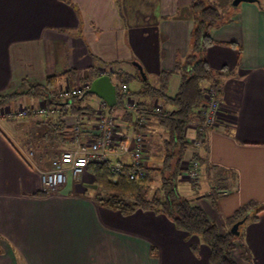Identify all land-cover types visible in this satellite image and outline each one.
Listing matches in <instances>:
<instances>
[{"label": "crops", "instance_id": "obj_1", "mask_svg": "<svg viewBox=\"0 0 264 264\" xmlns=\"http://www.w3.org/2000/svg\"><path fill=\"white\" fill-rule=\"evenodd\" d=\"M231 2L214 6L220 19L209 29L213 43L203 52L212 70L225 68L217 76L219 111L215 123L200 134L196 125L202 120L203 97L195 108L199 118L185 129L189 145L183 166L196 153L201 158L198 179L193 189L187 171L177 184L179 193L190 197L219 232L230 229L232 214L240 206H264V0ZM191 4L0 0V94L27 91L0 107V264H209L207 246L163 214L137 210L124 215L99 205L94 200L95 177L88 168L77 177L67 170L57 191L41 195V172L63 151L97 137L98 113L113 118L119 142L134 128L121 120L118 110L99 108L102 99L95 95L78 106L69 97L47 104L43 96L24 90L29 82L44 83L48 76L69 69L84 77L91 67L111 68L109 76L116 85L113 71L134 76L132 61H137L152 86L159 85L163 72L173 71L166 95L175 96L181 82L176 62L191 51ZM67 85L66 76L58 79L59 89ZM126 86L136 91L142 83L132 78ZM43 103L44 114H5ZM146 103L151 110L169 108L156 98ZM87 106L96 110L94 115ZM78 107L87 111L78 112ZM140 130L145 135L142 163H158L163 128L154 116H147ZM195 138L202 143L194 145ZM109 160L130 163L132 157L110 155ZM217 188L226 193H216ZM246 218L237 226L241 240L233 241L231 257L236 264H264V210L253 220Z\"/></svg>", "mask_w": 264, "mask_h": 264}, {"label": "trees", "instance_id": "obj_2", "mask_svg": "<svg viewBox=\"0 0 264 264\" xmlns=\"http://www.w3.org/2000/svg\"><path fill=\"white\" fill-rule=\"evenodd\" d=\"M191 9L194 16V27L191 33V51L183 59L176 62L175 72L180 73L181 82L175 96L166 95V85L173 71L163 72L159 77V85L152 86L149 81L142 80L138 71L134 76L116 70L113 72L117 78V102L109 110H118L121 120L127 125H132L134 131H141L145 121L139 124L135 121L133 113L126 108V99L131 97L136 102L138 111L145 112L147 116H154L157 123L163 128L165 136L160 142L162 151L158 163H142L143 176L134 179L129 178V173L137 168L135 164L118 161L120 170L114 171L111 167L113 162L106 160L100 163H90L88 169L95 177L97 184L94 200L101 206L118 210L124 215L131 214L137 210H150L157 214L166 216L177 229L190 235H196L199 241L208 248L209 264H236L231 257V249L234 247V240L240 242L241 233L232 234L228 230L219 232L216 225L207 219L203 210L194 205L192 199L181 193L177 189L179 177L193 168V163L201 164V158L194 153L183 166L185 149L189 145V140L185 136V129L191 121L199 118L195 108L202 103L203 88L217 87L220 81L217 76L225 71L212 70L205 58V48L212 44L209 29L220 19L218 10L211 5H205L203 0H192ZM117 62H103V66H110ZM68 86L73 88L83 83L90 82L99 76L98 69L91 67L84 77L77 76L75 69H69L61 74L50 75L44 83L26 81L28 90L34 97H42L47 104L58 101V79L65 77ZM132 78L141 81L142 87L136 91H121V85L127 84ZM206 85H202V81ZM86 89H81L78 94L69 96L68 100L74 102L76 106L93 94L85 93ZM27 91H15L12 93L0 94V107L9 105L15 101L16 97ZM159 99L164 106L160 112H154L148 107V99ZM60 102V101H59ZM83 107V106H82ZM78 107L77 111H87ZM90 114L94 115L96 110L87 106ZM144 134V133H143ZM145 138V135H144ZM158 184L154 186V182ZM194 189V184L191 183ZM41 195H46L40 191ZM249 210L252 214L246 218ZM264 210V206H256L248 202L236 209L229 222L230 226L246 218L253 220L258 212ZM243 246L240 245V249ZM195 249V246H192ZM244 250V249H243Z\"/></svg>", "mask_w": 264, "mask_h": 264}, {"label": "built area", "instance_id": "obj_3", "mask_svg": "<svg viewBox=\"0 0 264 264\" xmlns=\"http://www.w3.org/2000/svg\"><path fill=\"white\" fill-rule=\"evenodd\" d=\"M98 73L99 75H110L112 69L101 67L98 69ZM88 87L87 83L73 88L67 85L65 88L59 90L58 97H69L78 94L81 89H86ZM121 91L124 93L128 91L126 84L121 85ZM218 93L219 89L217 87L203 88L202 97L204 100V109L202 110V120L196 125V130L200 134L205 133L216 121L220 106ZM106 105L105 101L102 100L99 108L103 109ZM126 108L133 113L137 123L142 124L147 119L145 112L137 110L136 102L133 98L127 97ZM55 110L56 108L54 106L50 108V111L53 113ZM31 111L44 114L47 112V107L45 103L37 107L21 106L15 113L7 110L5 114L7 116L15 114L18 117H25ZM152 111L160 112L161 107L157 106ZM98 115L100 119L96 127L97 137L86 143L79 142L75 147L63 151L50 160V167L48 169L41 172V191L46 195L57 191L65 182V173L67 170H70L72 175L77 177L87 170L90 163L104 162L109 159L110 155H123L129 153L132 157V163L135 164L137 168L135 171L129 173V178L134 179L137 176L144 175L141 168L145 151V138L143 132L133 131L131 136H127L123 142H119L114 138L117 129L113 118L103 113L101 114V112L100 114L98 113ZM75 139L78 141V136H75ZM201 143L202 139L195 138L194 145H199ZM111 168L117 171L120 170V165L119 163H114ZM189 179L192 184H196L198 179V164L196 162L193 163V168L189 173ZM216 193L224 194L226 190L224 188H217Z\"/></svg>", "mask_w": 264, "mask_h": 264}, {"label": "water", "instance_id": "obj_4", "mask_svg": "<svg viewBox=\"0 0 264 264\" xmlns=\"http://www.w3.org/2000/svg\"><path fill=\"white\" fill-rule=\"evenodd\" d=\"M239 1H251V0H232V4H236ZM132 65L136 68L139 75L143 80H146V74L141 66V64L137 61H132ZM85 93L93 94L103 101L109 106L113 107L116 104V85L112 82L109 75H99L95 79H93L89 87L87 88ZM93 187H96V184H92ZM243 221V219L234 222L229 229V232L232 234H237V226Z\"/></svg>", "mask_w": 264, "mask_h": 264}, {"label": "rangeland", "instance_id": "obj_5", "mask_svg": "<svg viewBox=\"0 0 264 264\" xmlns=\"http://www.w3.org/2000/svg\"><path fill=\"white\" fill-rule=\"evenodd\" d=\"M204 4L205 5H211V6H215V7H220L222 5V3H224V0H218V1H215V0H203ZM114 79V78H113ZM204 86V83L202 84ZM21 104H24V103H21ZM11 109L13 110L14 109V105H12ZM4 112V111H3ZM46 170V169H44ZM69 176V175H68ZM67 176V177H68ZM158 184L157 181L154 182V186H156Z\"/></svg>", "mask_w": 264, "mask_h": 264}]
</instances>
